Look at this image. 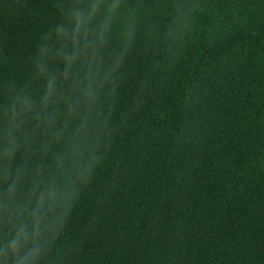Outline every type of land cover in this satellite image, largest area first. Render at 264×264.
<instances>
[{
  "label": "trees",
  "instance_id": "1",
  "mask_svg": "<svg viewBox=\"0 0 264 264\" xmlns=\"http://www.w3.org/2000/svg\"><path fill=\"white\" fill-rule=\"evenodd\" d=\"M21 92L0 264H264V0H0V105Z\"/></svg>",
  "mask_w": 264,
  "mask_h": 264
},
{
  "label": "clouds",
  "instance_id": "2",
  "mask_svg": "<svg viewBox=\"0 0 264 264\" xmlns=\"http://www.w3.org/2000/svg\"><path fill=\"white\" fill-rule=\"evenodd\" d=\"M99 8V4L92 5L93 14ZM91 15L85 16L84 11H74L70 18L69 24L71 28L72 37L68 36V29L64 25H58L55 29L56 36L63 38L72 46V52L66 53L64 56L65 70H73L76 66L78 56L87 50L88 41L81 40L80 35L87 33V25ZM39 69V65H37ZM48 84L45 85V94L40 100V104L43 108L48 106ZM36 107V100H34L30 94L21 92L20 94L11 97L8 102L4 105H0V148H2V155L0 158L6 160V163L11 166L15 161L16 153L19 149L18 135L21 133L23 120L21 117H27L33 113ZM69 169L72 168L75 161L69 158L66 161ZM17 178H19L17 176ZM15 183V181H13ZM45 192L47 193V199L52 203H57L62 197L66 196L67 193L63 188L55 183L49 184ZM44 195L41 194L37 205L39 206L44 201ZM23 238L25 243L29 242L28 234L25 231L23 225L15 232L12 239L10 240L9 251L14 255L17 253L19 244L18 242ZM16 264H23V258L18 259Z\"/></svg>",
  "mask_w": 264,
  "mask_h": 264
}]
</instances>
